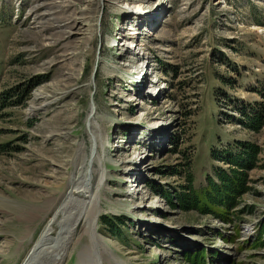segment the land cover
Wrapping results in <instances>:
<instances>
[{"label":"rangeland","instance_id":"rangeland-1","mask_svg":"<svg viewBox=\"0 0 264 264\" xmlns=\"http://www.w3.org/2000/svg\"><path fill=\"white\" fill-rule=\"evenodd\" d=\"M37 81L0 117V264L24 263L69 180L93 168V104L101 240L81 228L63 264H191L185 252L202 248L208 264H264V246L251 247L264 216V124L254 132L240 111L264 113V0H0V91ZM237 140L260 152L231 225L166 201L161 189L181 190L187 172L204 185L220 163L210 150ZM106 215L124 216L121 237Z\"/></svg>","mask_w":264,"mask_h":264},{"label":"trees","instance_id":"trees-1","mask_svg":"<svg viewBox=\"0 0 264 264\" xmlns=\"http://www.w3.org/2000/svg\"><path fill=\"white\" fill-rule=\"evenodd\" d=\"M38 84L39 81L24 83L0 91V117L5 108L22 105L32 88ZM241 107L240 111L243 114L241 123L254 132H258L264 124L263 110L255 104L246 106L242 104ZM7 146L8 143H0V153L8 150ZM210 152L211 158L220 163L214 165L213 174L205 175L204 185L194 188L193 175L187 172V186L181 187L179 191L174 190L172 194L163 188L160 192L172 207L178 206L184 211L192 210L200 214H210L223 223L231 225L246 208L238 207V204L243 194L252 189L249 185V171L257 166L260 147L251 141L237 140L226 149L217 151L212 148ZM102 223L109 226L112 235L122 236L123 230L120 226H125L123 215L103 216ZM234 226L237 228V224ZM219 236H222V233ZM256 236L251 247L264 246V216L257 223ZM223 238L226 239L225 236ZM227 239L232 241L234 237L229 236ZM207 254L206 248H202L192 252L186 251L184 258L191 264H207Z\"/></svg>","mask_w":264,"mask_h":264},{"label":"bare ground","instance_id":"bare-ground-1","mask_svg":"<svg viewBox=\"0 0 264 264\" xmlns=\"http://www.w3.org/2000/svg\"><path fill=\"white\" fill-rule=\"evenodd\" d=\"M141 8L142 4L139 3L136 10L140 13L143 11ZM154 8L155 6L148 11L150 15L154 13ZM138 12L137 14H139ZM147 60L148 57L144 53L139 59L141 68H144ZM95 109L96 107L93 104L87 118L93 143L90 153L87 154L86 163L92 162L93 168L91 169L89 163L82 164V170L86 174L83 173L82 176L73 177L69 180L68 192L62 198L53 217L42 231L39 239L34 243L23 264H63L74 241L80 239L78 231L84 227L90 239L94 241L101 240L97 235L94 224L97 223L96 219L100 211V184L105 174L102 169H96L94 166L96 162H100V150L104 148V142L99 133V124L96 122L95 116L97 109ZM79 169L81 172V167ZM95 175L99 176V181L93 190L92 180ZM111 254L109 253L110 257ZM98 260H101L99 254Z\"/></svg>","mask_w":264,"mask_h":264}]
</instances>
